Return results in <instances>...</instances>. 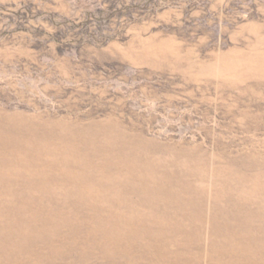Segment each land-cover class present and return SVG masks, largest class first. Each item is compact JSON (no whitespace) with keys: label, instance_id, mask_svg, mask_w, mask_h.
I'll use <instances>...</instances> for the list:
<instances>
[{"label":"rangeland","instance_id":"1","mask_svg":"<svg viewBox=\"0 0 264 264\" xmlns=\"http://www.w3.org/2000/svg\"><path fill=\"white\" fill-rule=\"evenodd\" d=\"M0 264H264V0H0Z\"/></svg>","mask_w":264,"mask_h":264}]
</instances>
